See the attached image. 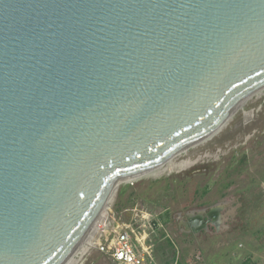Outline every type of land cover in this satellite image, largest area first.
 I'll return each mask as SVG.
<instances>
[{"label": "water", "instance_id": "1", "mask_svg": "<svg viewBox=\"0 0 264 264\" xmlns=\"http://www.w3.org/2000/svg\"><path fill=\"white\" fill-rule=\"evenodd\" d=\"M263 88L264 0H0V264H72Z\"/></svg>", "mask_w": 264, "mask_h": 264}, {"label": "rangeland", "instance_id": "2", "mask_svg": "<svg viewBox=\"0 0 264 264\" xmlns=\"http://www.w3.org/2000/svg\"><path fill=\"white\" fill-rule=\"evenodd\" d=\"M263 94L264 88L244 101L212 137L172 159L176 164L190 161L188 166L142 175L117 188L107 223L113 225L116 212L126 222L131 221L128 211L135 208L148 214L147 222L130 224L136 232L147 225L144 236L153 248L152 264H264ZM216 202L228 203L223 230L191 234L179 227L178 213ZM100 241L106 244L101 235L81 264H114Z\"/></svg>", "mask_w": 264, "mask_h": 264}, {"label": "built area", "instance_id": "3", "mask_svg": "<svg viewBox=\"0 0 264 264\" xmlns=\"http://www.w3.org/2000/svg\"><path fill=\"white\" fill-rule=\"evenodd\" d=\"M121 216L119 212L113 214V226L103 234L106 244L100 241L101 250L110 253L112 260L118 264H152L151 247L147 246V237L144 236L146 224H141L142 231L138 232L130 224L133 221H146L149 215L135 208L127 213L130 222L121 221Z\"/></svg>", "mask_w": 264, "mask_h": 264}, {"label": "flooded vegetation", "instance_id": "4", "mask_svg": "<svg viewBox=\"0 0 264 264\" xmlns=\"http://www.w3.org/2000/svg\"><path fill=\"white\" fill-rule=\"evenodd\" d=\"M227 205L228 203L216 202L212 205L215 206L214 209L211 206L210 208L180 212L176 216V220L183 231L191 234L209 233L214 227L223 230L228 219V214L224 212ZM114 264L118 263L114 262Z\"/></svg>", "mask_w": 264, "mask_h": 264}, {"label": "bare ground", "instance_id": "5", "mask_svg": "<svg viewBox=\"0 0 264 264\" xmlns=\"http://www.w3.org/2000/svg\"><path fill=\"white\" fill-rule=\"evenodd\" d=\"M261 91H262V89L259 90L256 93H261ZM168 163H169L168 166H166L165 168H163V166H161V167H159L157 169H154V170H152V171H150L149 173H146V174L153 175V176H158V175H161L163 173H170V172H172L174 170H177L179 168H183V167L188 166L191 162L190 161H184V162H181L179 164H176V163L172 162V159H171L170 161H168ZM146 174H144V175H146ZM137 178H139V177H137ZM137 178H128L127 180L123 181L122 183H124V182H132V181H134ZM116 199H117V188L113 190L112 199L110 201V204H109V207L107 209L106 215L102 219L101 223L99 224V226L97 227V229L95 230L93 235L89 238V240L85 243V245L81 248V250L76 254L72 264H81L83 262V260L85 259L86 254L89 253V251L91 249L96 247V245H97V243L99 241V237L101 235L105 234L109 228H112L113 225L108 224L107 220H108V217H110L109 214H110L111 209L113 208V205L116 202ZM218 205H220V204H218ZM214 207L215 206H213L212 209H214ZM200 213H202V211H200ZM77 257H79V258H77Z\"/></svg>", "mask_w": 264, "mask_h": 264}, {"label": "crops", "instance_id": "6", "mask_svg": "<svg viewBox=\"0 0 264 264\" xmlns=\"http://www.w3.org/2000/svg\"><path fill=\"white\" fill-rule=\"evenodd\" d=\"M147 222V221H146ZM151 247V252H152V255H153V248H152V246H150Z\"/></svg>", "mask_w": 264, "mask_h": 264}]
</instances>
